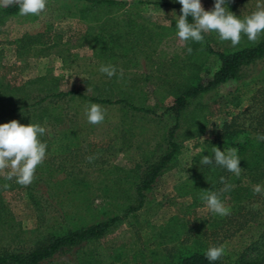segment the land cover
<instances>
[{
    "label": "rangeland",
    "instance_id": "374dc122",
    "mask_svg": "<svg viewBox=\"0 0 264 264\" xmlns=\"http://www.w3.org/2000/svg\"><path fill=\"white\" fill-rule=\"evenodd\" d=\"M119 1L123 4L104 10L99 21L91 19L99 7L77 0H46L39 15L0 13V124L13 120L22 125L39 124L46 129L40 135L46 136L42 138L46 145L59 133L55 147L69 141L62 129L72 127L77 143L76 149L59 153L47 149L28 186L18 184L15 178L6 180L4 174L0 179L16 185L4 192V199L10 206L11 223L18 224L16 230L26 239L62 224L64 217L69 223L82 225L118 214L121 219L102 240L111 255L121 254L122 261L129 260L130 264H134L133 259L137 264H163L164 253L173 246L163 233L171 219L185 225L180 231L182 237L197 235L201 228L210 230L214 213L204 201H194L186 182L193 173L194 158L216 138L225 122L240 116V122L249 123L255 108L264 107V60L246 67L241 80L186 101L178 117L181 127L176 131L180 152L147 191L144 206L125 215V205L133 200L130 194L134 193L126 174L137 163L141 165L138 170H144L169 149L165 138L177 115L167 108L175 103L187 78L198 71L200 79L208 82L219 67L212 51L255 43L242 33L240 43L233 47L214 31L202 33V43L182 42L176 29L182 5L176 0ZM214 3L201 0L206 11L212 10ZM257 5L264 6V0L226 2L227 9L242 20L257 11ZM0 6H4L3 0ZM98 33L105 34L109 41L106 46L95 42ZM102 65L115 66L116 75L109 78L101 73ZM73 90L104 97L126 96L155 114L95 103L101 106L105 119L94 125L85 112L93 103L66 96L30 107L26 113L4 116L14 106L32 105L45 95ZM238 100L241 103L236 105ZM69 182L81 190L70 193L65 189ZM35 183L36 189L46 191L43 194L39 190L38 200L44 212L37 209L28 189ZM217 232L221 236L223 229ZM75 255L58 256L53 264H77Z\"/></svg>",
    "mask_w": 264,
    "mask_h": 264
},
{
    "label": "trees",
    "instance_id": "16d2710c",
    "mask_svg": "<svg viewBox=\"0 0 264 264\" xmlns=\"http://www.w3.org/2000/svg\"><path fill=\"white\" fill-rule=\"evenodd\" d=\"M77 1H84L86 5L89 4L93 8L99 7L97 16L94 15L93 18L91 16V19L97 21H99L100 13L104 10L123 4V1L119 0ZM0 13L6 16L19 14V6L14 3L0 6ZM94 40L101 47L106 46L108 41L105 34L102 35V33L96 34ZM110 43L114 44L113 41ZM212 52L219 60L215 76L208 82H203L198 71L191 74L187 78L184 88H180L177 92L175 103L167 108V110L175 111L177 115V122L168 130V137L165 138L169 149L158 161L150 163L144 170H138L141 169V165L137 163L127 172L125 178L129 179V189H132L134 193L130 194V197L133 196V200L125 205V215L144 206L147 191L153 188L158 177L170 166L180 152L181 143L176 131L181 127L178 117H180L186 101L203 92L214 90L224 83L241 80L246 67L264 60V34L253 45ZM66 96H70V99L79 96L85 102L122 105L132 111L155 114L153 110L131 102L126 96L104 97L87 95L73 90L45 95L32 105L14 106L4 116L10 117L11 114L26 113L30 107ZM240 103L241 100H238L236 105ZM239 119L240 116H237L230 122H225L216 134V138L209 141L204 150L194 158L191 168L193 173L186 182L187 193L192 195L195 202L203 201L201 196L205 191H215L225 207L230 209V214L227 216L214 214L212 221L208 224L210 230L204 231L201 228L197 235H189V237H182L180 234L185 225L171 219L163 233L167 242L173 246L164 253L163 264H264V141L256 139L258 135H264V107L255 108L253 120L249 119V123L240 122ZM195 122L194 120L192 124L194 125ZM62 131L66 133L69 141L55 147L59 135L57 132V136L52 137L51 140V144H55L54 147L47 144L46 150L51 148V150L54 149V153H59L62 150L77 148V143L72 135L75 130L72 127L64 126ZM38 138H41L42 142V138L45 139L46 136L39 135ZM158 142L160 143V141ZM213 147H218L226 153L230 148L237 149V155L241 160V173L238 177L214 163L207 166L201 163L203 156H214ZM66 173L74 174L72 171H66ZM221 177L227 184L234 186L231 191L221 192V189L225 187V184L221 183ZM5 184H8L9 187L4 188ZM36 184L28 189L32 192L31 196L37 209L44 212V205L38 200L41 197L39 190L43 194L46 191H42V187L36 189ZM255 185L261 186L259 194L253 192ZM15 186L12 182L0 179V264H53L56 257L70 252L76 253L77 264H116L115 262L130 264L129 260L122 261L121 254L111 255V251L104 247L102 242L108 231L121 219L118 214L108 215L82 225L69 223L64 217L62 224L47 227L33 239L28 240L23 237L22 233L16 230L18 224L11 223V219H9L11 218L9 216H12L9 214L10 206L4 199V192L7 189L16 188ZM77 186L75 182H69L65 189L70 193H76L81 190H78ZM219 229H223L221 236L217 232ZM170 231L172 232L170 233ZM220 246L224 247V254L219 260L209 261L206 259L205 253L209 248ZM132 262L137 264L135 259ZM140 263L148 264L149 262L142 261Z\"/></svg>",
    "mask_w": 264,
    "mask_h": 264
},
{
    "label": "clouds",
    "instance_id": "9594fccd",
    "mask_svg": "<svg viewBox=\"0 0 264 264\" xmlns=\"http://www.w3.org/2000/svg\"><path fill=\"white\" fill-rule=\"evenodd\" d=\"M182 5V15L176 22L177 36L182 42L188 40L202 43V33L217 32L221 41H230L232 46H237L241 41V34L247 36L250 42L256 43L259 35L264 32V6L257 5L258 10L243 20L229 11L226 7L227 0H215L214 8L206 11L201 0H176ZM17 4L21 16L39 15L46 7V0H3V5ZM192 18V23L189 22ZM191 54L192 48L187 49ZM99 71L109 78L116 75V68L113 65H102ZM123 70H121V77ZM86 116L90 124H100L105 119L104 111L98 104H91L86 107ZM46 129L39 124L22 125L19 121L13 120L9 123L0 124V174L5 175L6 180L16 179L22 186H28L34 179L36 168L43 162L46 155L47 145L40 141L39 135H43ZM257 141H264V135H258ZM214 156H203V165H215L225 168L234 173L237 177L241 173L240 159L236 148L221 151L213 147ZM91 161V157L88 158ZM8 170L5 174V170ZM221 183L225 187L221 192L231 191L233 185L227 184L223 177ZM9 187L8 184L4 188ZM253 192L259 194L261 186L255 185ZM208 209L214 214L227 216L230 209L220 200L215 191H205L201 196ZM224 254V247H211L205 253L209 261H217Z\"/></svg>",
    "mask_w": 264,
    "mask_h": 264
}]
</instances>
